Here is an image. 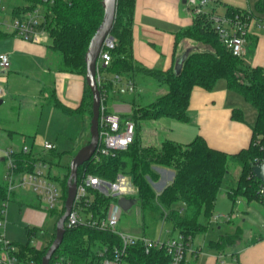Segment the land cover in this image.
I'll return each mask as SVG.
<instances>
[{
  "label": "trees",
  "instance_id": "obj_1",
  "mask_svg": "<svg viewBox=\"0 0 264 264\" xmlns=\"http://www.w3.org/2000/svg\"><path fill=\"white\" fill-rule=\"evenodd\" d=\"M136 0H118L116 19L111 37L117 42L111 50L110 66L104 71L105 82L99 86L103 103L114 95V84L110 75L119 74L133 80L137 90L122 96L131 105L129 114L120 115L122 125L127 120L136 125L135 138L126 150L118 151L110 156H93L78 169V182L86 175L96 176L111 182L119 175L127 176L135 188L132 198L139 200L144 209L162 211L164 221L171 222L173 231L190 241L199 234L207 232L209 225L201 221V216L208 220L214 216L215 203L221 186L229 172V162L241 167L237 185L227 192V196L236 201L237 197L248 203L261 202L262 183L252 173L255 164L264 162V70L262 67H251L245 61L232 54L220 41L213 22L208 13L194 16L193 25L178 31L175 35V47L180 42L191 40L190 47L181 72L177 74L174 66L163 71L148 68L138 62L134 56V18ZM259 11L264 10V0L257 4ZM248 15L243 10L229 8L227 16ZM104 15L101 0H54L46 14V28L49 33V49L59 55L57 69L62 73L86 75L85 54L90 40L100 25ZM9 35L0 31V38ZM179 57V56H178ZM175 59V63L177 58ZM220 80H224L227 88L241 95L256 110V120L252 126V140L248 148L236 154H227L212 148L202 136H196L187 144L172 139H160L158 144L145 145L140 136L143 121L171 119L179 123L190 122L189 107L192 92L196 87L212 91ZM154 85L153 97L144 96L140 90ZM164 90L163 93L159 91ZM52 103L63 108L69 114H85L89 122L92 118V93L85 79L83 100L76 108H70L57 99ZM233 120L246 122L241 109H233ZM259 138L258 142L256 141ZM59 158L55 150L50 151ZM21 163L33 161L29 155L19 158ZM50 162V161H49ZM0 163H3L0 160ZM51 167L53 165L50 162ZM163 167L174 171V178L160 193L154 189L161 175L156 168ZM70 166L63 176L51 173V178L61 185L63 207L61 210H49L59 218L65 212L67 197V181ZM8 187L4 179H0V198L6 200ZM89 211L95 217H104L110 206L118 202L117 197H106L98 191H91ZM37 199V198H36ZM180 203L179 208H172ZM34 204L40 208L37 199ZM230 223V220H229ZM56 229V227H55ZM29 237L36 233L35 227H26ZM243 229L237 226L227 230L210 246L220 252L236 245L242 240ZM55 238V234L53 239ZM49 245L43 250L26 244L21 247L24 257L41 264ZM118 236L104 231H97L83 226L67 229L61 246L55 255H63L76 263H84L97 256L105 247L110 249L120 245ZM170 257L164 249H154L146 253L141 244L128 250L126 264H169ZM185 264V262H183Z\"/></svg>",
  "mask_w": 264,
  "mask_h": 264
},
{
  "label": "crops",
  "instance_id": "obj_2",
  "mask_svg": "<svg viewBox=\"0 0 264 264\" xmlns=\"http://www.w3.org/2000/svg\"><path fill=\"white\" fill-rule=\"evenodd\" d=\"M187 1L136 0L133 38L134 56L138 62L148 68L167 71L174 66L176 57L182 55L185 49L188 50L193 46V44L190 45L189 40H185L180 42L177 48L175 47L176 33L194 23V15ZM259 1L209 0L205 10L210 15L218 16L227 15L229 8L251 13L253 23L251 32L247 36L245 55L242 59L247 65L251 67L259 66L264 70V10L259 11L257 6ZM11 37H13L14 42L7 50L11 58V68L2 79L6 88V95L1 100L2 104L8 100L17 101L20 108L26 110L29 107L36 106L37 98H42L47 102V105L62 111V116L60 115L61 118L57 122L59 125H57V128L60 131L70 132V126L73 125L71 116H81L80 122H83L82 125L85 127V124L88 123V117L85 114H69L63 108L52 103L54 99H57L67 107L73 109L78 107L84 97L85 78L82 75L60 72L57 65L51 60L48 42L37 44L24 41L13 35ZM20 74L32 75L38 88L36 86L35 89L31 88L30 91L32 92L29 94L28 90H25L29 88V85L19 77ZM37 91L42 93L41 96L35 95ZM246 103L241 95L227 88L224 80H220L212 91L196 87L192 92L189 107L190 122L187 124L177 123L185 127L178 129L180 139L176 138L174 141L187 144L199 135L212 148L227 154H236L248 148L251 144L252 126L255 123L257 112L254 108L252 111L249 110L248 115L245 110L247 108L245 107ZM108 107L111 111L120 115L128 114L132 109L129 102H126L125 98L116 92L109 100ZM237 108L243 111L246 122L233 120L232 111ZM43 109L42 107L34 119L36 133ZM28 112L30 117L33 113L31 110ZM64 114L70 116V118ZM2 126L8 127L10 124L8 117L0 111V128ZM17 131L14 129L9 130L11 139L14 138V133ZM160 137L161 139L164 138L161 134ZM54 143L57 150L58 145L56 142ZM5 147L13 146L2 145L0 139V148ZM33 150L40 152L41 148L37 149L35 146ZM48 156L54 157L50 153L45 155V157ZM0 160L3 162L2 158ZM173 178L174 174L171 177V182ZM18 193L26 195L25 191ZM39 209H42L41 203ZM28 215L31 217L32 214ZM227 223L229 222L227 221ZM218 229L220 230L221 226H218ZM246 235L243 232L242 240L224 252L210 246V243L217 241L221 234L215 240L210 238L201 240L199 247L193 245L195 240L193 238L189 241L185 264H264V232Z\"/></svg>",
  "mask_w": 264,
  "mask_h": 264
},
{
  "label": "built area",
  "instance_id": "obj_3",
  "mask_svg": "<svg viewBox=\"0 0 264 264\" xmlns=\"http://www.w3.org/2000/svg\"><path fill=\"white\" fill-rule=\"evenodd\" d=\"M10 2V7L5 4ZM14 1V2H13ZM190 10L194 16L206 13L209 0H188ZM54 0H0V30L2 28L12 32V35L27 42L47 43L50 41L46 28V14L49 5ZM209 19L219 35L220 41L233 55L243 58L247 36L251 32L253 16L233 15L218 16L208 14ZM117 42L109 35L102 47L97 61V82L100 86L105 82L104 71L110 66L111 50ZM11 68V58L8 53H0V100L6 95V88L2 79ZM114 84L115 92L121 96L132 94L137 90L135 82L129 78L114 74L110 79ZM100 140L93 156L115 155L118 151L126 150L133 143L136 125L127 120L122 125L120 114L105 112V104L101 101ZM56 150L52 141H44L40 152L29 149L27 145L21 147L0 148V158L6 165L4 181L8 187V197L19 191L33 192L44 210H61L63 207L61 187L51 178V164L45 157L50 151ZM33 161L21 163L20 156L29 155ZM98 191L106 197H132L135 188L132 181L124 175H119L114 182L92 176H83L77 184V193L72 210L64 223L65 229L86 227L97 231L110 232L120 239V245L113 248L105 247L97 253L94 259L84 263H76L63 255H55L49 264H126V257L130 247L141 244L146 253L154 249H164L170 257L169 264H183L186 261V252L189 240L185 241L182 235H176L165 240L149 239L145 235H132L117 231L120 206L113 203L108 214L104 217H95L88 207L91 203V191ZM263 192V186L261 188ZM85 213L86 216H82ZM221 217L230 220V215H214L212 221L217 222ZM7 225V203L0 212V264H36L33 260L24 257L21 247L10 241L5 234ZM4 230V233L2 232ZM35 248V247H34ZM36 249V248H35Z\"/></svg>",
  "mask_w": 264,
  "mask_h": 264
},
{
  "label": "rangeland",
  "instance_id": "obj_4",
  "mask_svg": "<svg viewBox=\"0 0 264 264\" xmlns=\"http://www.w3.org/2000/svg\"><path fill=\"white\" fill-rule=\"evenodd\" d=\"M6 5L10 7V2L6 1ZM3 33L8 34V37L0 38V53H7L8 48L14 42L11 37L12 32L2 28L0 30ZM190 45L193 44L189 40ZM50 41H48V45ZM187 49H185L186 51ZM5 51V52H4ZM51 60L55 65L59 64L60 57L57 53L50 51ZM24 79L29 88L25 89L29 94L31 88H38V85L33 81L32 75L20 76ZM42 86V85H41ZM40 86V87H41ZM148 88L140 90L144 96L153 97L154 91L151 87L153 84L148 83ZM42 88V87H41ZM163 93L164 90L159 91ZM41 92L37 91L35 95L41 96ZM128 102V100H126ZM42 98L36 99V106L29 107V109L20 108L18 102L11 100L6 101L0 105V111L2 114L8 117L10 126H2L0 128V139L2 145L21 147L23 144L27 145L29 149H42L44 141L56 142L58 145L55 151L59 158L48 156L46 157L50 162L53 163L51 172L56 176H63L70 166L73 157L76 153L84 146L86 142L90 141V122L85 124L80 122L81 116H71L73 125L70 126V132L64 130L60 131L57 128V122L62 116V111L46 104ZM107 105L105 104V112H108ZM43 109L41 120L38 125V131L36 133L35 128V116ZM245 110L248 113L252 111L254 107L250 103H246ZM109 108V107H108ZM29 110L32 111L33 116L29 117ZM244 110V111H245ZM130 113V112H129ZM128 113V114H129ZM61 115V116H60ZM65 115V114H64ZM249 115V113H248ZM68 118L70 116L65 115ZM70 121V120H69ZM171 119H162L157 121H143L141 123L140 136L143 139L145 145L158 144L161 137L176 140L180 139L178 135V129L185 127L182 124ZM178 125V126H177ZM59 126V125H58ZM181 127V128H180ZM18 130L14 133V138L11 139L9 136V130ZM160 137V138H159ZM191 140V139H190ZM259 138H257L258 142ZM81 146V147H80ZM78 147H80L78 149ZM229 172L225 177V180L221 186L220 193L215 203L214 215H230V223H227L226 218L221 217L217 222L207 219L205 216H201V221L209 228L205 234H199L195 237L193 245L196 247L201 244L200 241L206 238L215 240L219 234L223 235L226 230L234 229L237 226L242 227L244 234H258L264 232V204L261 202L248 203L240 197L236 198V201H232L228 196L227 192L237 185L239 176L241 174V167L235 162H229ZM157 171L161 175L159 182L154 184V189L157 193H160L162 188L166 187L171 182V177L174 174L172 169L159 167ZM6 173L5 163H0V179H4ZM58 187H61L60 183L56 181ZM21 192V191H19ZM26 195L18 192L12 194L9 201L2 200L0 198V212L5 203H7V225L5 234L6 237L17 245L29 244L31 247H35L38 250H43L49 245L55 234L56 223L59 219L58 216L52 215L50 212L44 209H39L34 201L36 196L33 192L25 191ZM18 193V194H17ZM132 198V197H129ZM118 203V202H116ZM180 203H175L172 208H179ZM162 211H151L144 209L139 200H136L134 205L128 210H124L120 207L119 222L117 225L118 232H124L132 235L145 234L149 239L165 240L171 236H176L177 233L173 231V225L171 222L164 221L161 216ZM28 214H32L31 217ZM27 215V216H26ZM82 216H86L85 213ZM229 222V220H228ZM221 226V229H218ZM26 227H35L36 233L29 237L26 233ZM128 230V231H126ZM4 233V230H2ZM131 232V233H129ZM247 236V235H246ZM245 236V237H246ZM206 245V244H205ZM204 245V246H205Z\"/></svg>",
  "mask_w": 264,
  "mask_h": 264
},
{
  "label": "water",
  "instance_id": "obj_5",
  "mask_svg": "<svg viewBox=\"0 0 264 264\" xmlns=\"http://www.w3.org/2000/svg\"><path fill=\"white\" fill-rule=\"evenodd\" d=\"M104 9L103 19L93 34L90 43L88 45L85 54L86 63V83L90 88L92 93V118L90 121V141L84 145L73 157L70 164V176L67 181V197L65 200V212L58 219L55 229V238L53 239L51 245L49 246L46 254L43 256L41 264H49L51 258L54 256L57 249L61 246L64 235L66 232L64 223L66 218L70 214L73 203L77 193L78 184V169L80 166L88 162L95 154L100 140V115H101V93L97 82V61L100 56L103 44L106 38L111 35L113 29L116 13H117V2L118 0H101ZM190 50H186L182 55H180L175 63V72L179 74L181 72L183 63ZM0 104L2 101L0 100ZM252 173L257 177L263 186V196H264V162L260 164H255L252 167ZM135 203L134 198L122 197L119 199L118 204L124 210H128Z\"/></svg>",
  "mask_w": 264,
  "mask_h": 264
}]
</instances>
